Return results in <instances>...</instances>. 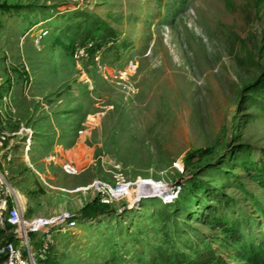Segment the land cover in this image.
Instances as JSON below:
<instances>
[{
  "label": "rangeland",
  "instance_id": "374dc122",
  "mask_svg": "<svg viewBox=\"0 0 264 264\" xmlns=\"http://www.w3.org/2000/svg\"><path fill=\"white\" fill-rule=\"evenodd\" d=\"M0 110L34 130L25 218L77 220L46 264H264V0H0ZM119 177L180 189L84 218Z\"/></svg>",
  "mask_w": 264,
  "mask_h": 264
},
{
  "label": "built area",
  "instance_id": "2783aa9c",
  "mask_svg": "<svg viewBox=\"0 0 264 264\" xmlns=\"http://www.w3.org/2000/svg\"><path fill=\"white\" fill-rule=\"evenodd\" d=\"M45 35L42 32L36 34L35 43L39 44ZM30 134V130L26 127H21L10 134L0 131V162L3 157L7 162L12 160L13 156L7 148L11 138L20 135L25 136L23 157L29 162ZM28 168L42 183H45L42 175L31 164ZM62 171L69 176L78 175V170L70 164H64ZM7 176V170L0 167V264H39L47 258L53 248L55 240L52 232L64 233L74 229L77 226V220L67 213L25 218L22 203ZM179 189V187H168L150 179H138L131 182L119 177L112 184L94 180L77 191H91L100 204L109 207L127 198L132 199L134 203L149 197H159L165 203L173 202L178 196ZM33 234L39 238L40 247L36 252L32 250L31 236Z\"/></svg>",
  "mask_w": 264,
  "mask_h": 264
},
{
  "label": "crops",
  "instance_id": "0c3cea01",
  "mask_svg": "<svg viewBox=\"0 0 264 264\" xmlns=\"http://www.w3.org/2000/svg\"><path fill=\"white\" fill-rule=\"evenodd\" d=\"M21 127H26L31 132L30 134V141H31L30 151H31V147L34 139L33 128L30 127V125H26L24 124V122H21L20 118L17 117L14 111L6 110L2 112L0 110V131L10 134L16 132ZM24 139L25 136L22 137V135L11 138L7 149L8 152L12 154L13 158L11 161L7 162L3 157L0 162V167L7 170L8 173L7 178L9 182L12 184L15 193L17 194L18 197L21 196L20 193H22L21 192L22 188L25 186L26 179L28 178V175L31 173V170L28 168V165L31 164L34 167V164H32L30 160L29 162H27L23 157ZM51 214L52 213L45 214L40 212L31 213L29 214V217L30 218L45 217ZM47 258L44 261H40L39 264H46Z\"/></svg>",
  "mask_w": 264,
  "mask_h": 264
},
{
  "label": "trees",
  "instance_id": "16d2710c",
  "mask_svg": "<svg viewBox=\"0 0 264 264\" xmlns=\"http://www.w3.org/2000/svg\"><path fill=\"white\" fill-rule=\"evenodd\" d=\"M108 209L107 206L102 205L97 199H94L88 206L82 211L84 218H94L96 215L103 214ZM252 264H261L262 262L257 259V256H252L250 259Z\"/></svg>",
  "mask_w": 264,
  "mask_h": 264
}]
</instances>
